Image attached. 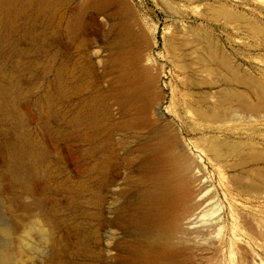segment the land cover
Returning <instances> with one entry per match:
<instances>
[{"label": "rangeland", "instance_id": "374dc122", "mask_svg": "<svg viewBox=\"0 0 264 264\" xmlns=\"http://www.w3.org/2000/svg\"><path fill=\"white\" fill-rule=\"evenodd\" d=\"M87 1L17 0L15 27L0 25V248L13 246L0 264H139L129 249L139 233L128 216L143 163L166 129L197 178L195 208L169 237L180 249L176 264H264V191L237 187L234 161L204 149L207 136L245 137L244 122L235 116L212 126L188 110L202 106L198 93L219 88L188 86L173 47L203 27L261 76L264 38L245 24L213 21L208 7L226 6L264 27V0H112L101 10L83 9ZM124 46L157 75L160 99L150 110L125 100L131 87L116 62Z\"/></svg>", "mask_w": 264, "mask_h": 264}, {"label": "bare ground", "instance_id": "6f19581e", "mask_svg": "<svg viewBox=\"0 0 264 264\" xmlns=\"http://www.w3.org/2000/svg\"><path fill=\"white\" fill-rule=\"evenodd\" d=\"M15 1L17 0H0V13L7 17L6 20H0L1 26L8 22L12 28L15 27L13 21L18 14L23 12L20 8L16 9ZM54 1L47 0V5ZM110 1L112 0H88L83 5V9L94 7L101 10ZM177 9L176 11H178ZM183 11L185 12V10ZM208 11L211 12L213 21H218L220 17H224L228 25L232 24L234 26V23L245 24L248 30L264 38V27L251 23L247 17L238 11L222 5L209 6ZM192 32V38L185 37L173 44V47L178 51V58L182 59L179 67L189 76V78L186 77L188 80L187 85L190 87L219 89L216 92L205 90L201 94L198 93L200 96L197 97V101L202 106L193 107L190 105L188 110L191 108L198 119L211 123V125L219 124L221 126V124H226L232 118L235 120L236 116L239 121L241 119L244 122L242 134H246L243 137L239 133L241 137L237 136L234 139L212 135H210L212 137L207 138L208 136L205 135L206 139L203 138L205 141L204 149L217 160L234 161L231 167L237 173L232 180L237 187L248 192H263L264 69L259 70L261 76L256 71L244 69L240 63L233 59L226 48L203 27H196ZM38 36L34 34L33 40H36ZM2 38L3 36L0 35V42ZM116 58V62L119 61L120 65L123 64V67H121L124 69L125 78L121 77L129 84L124 83H127L128 88L131 87L130 92L129 90L123 91L126 92V94L124 93L126 95L125 100L127 99V102L132 101L137 105L139 103L140 105L143 104L150 110V107H154L160 99V92L156 86L157 75L150 71L151 67L142 64V55L135 54L127 46L120 47L116 51ZM120 91L118 89V92ZM123 92H120V94ZM143 109L145 110L144 107ZM237 125L239 124L233 126ZM212 126L209 127L212 128ZM213 129H216V126ZM227 131L225 132L227 133ZM60 133L59 131L55 132L52 137H59ZM174 133L169 129L163 130L158 138V143H155V146L146 157L143 163L146 169L145 177L141 178V187L137 190L136 203L128 216L129 222L134 225L135 230L139 233L138 238L129 245L132 258L139 264H176L177 252L180 249L175 250L176 248L173 247L169 237L175 227V222L187 213L189 214L195 205L192 203L195 196L193 184L197 179L192 173L194 172V162L191 161V157H189V154L187 155L186 150H184L185 152L178 150L181 149L180 145L179 148L177 147L180 142L178 143V136ZM91 134L90 131H87L75 136L81 138ZM10 153L13 158L16 153L13 146L10 147ZM12 167L13 169L16 168ZM77 170L80 171V168ZM245 179H249V182L245 183ZM2 194L3 188L0 186V199ZM5 228L4 230L8 234H15L16 232V228ZM52 232L49 234L51 239L49 240L55 244L59 238H57L54 231ZM7 246L3 244L0 248V261L7 260L8 262L9 258L12 259L10 257L12 254ZM8 247L13 248L12 245ZM180 254H182V251Z\"/></svg>", "mask_w": 264, "mask_h": 264}]
</instances>
